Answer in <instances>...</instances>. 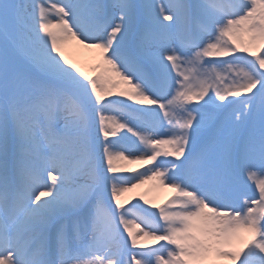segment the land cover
<instances>
[{
	"label": "snow or ice",
	"instance_id": "1",
	"mask_svg": "<svg viewBox=\"0 0 264 264\" xmlns=\"http://www.w3.org/2000/svg\"><path fill=\"white\" fill-rule=\"evenodd\" d=\"M0 264H264V0H0Z\"/></svg>",
	"mask_w": 264,
	"mask_h": 264
},
{
	"label": "rangeland",
	"instance_id": "2",
	"mask_svg": "<svg viewBox=\"0 0 264 264\" xmlns=\"http://www.w3.org/2000/svg\"><path fill=\"white\" fill-rule=\"evenodd\" d=\"M68 49L69 50H67V54L70 56L71 59L81 63L86 68V70H90L89 66L93 62L94 57L96 56V50L85 49V48H83V46L74 45L73 43L71 45H69ZM249 58H251V57H249ZM245 180H246V177L241 180V185H242L241 191L242 192H245L246 186L249 183V181L247 183H245ZM164 190H166V193H167L169 189L168 190L167 189H155V192L152 196V199H154V202H155L156 197H158V195H160V191L164 192ZM137 191H140V189H138ZM164 196H165V194H164ZM162 198H163V195H162ZM244 199H245V197L242 195L241 201H243Z\"/></svg>",
	"mask_w": 264,
	"mask_h": 264
},
{
	"label": "bare ground",
	"instance_id": "3",
	"mask_svg": "<svg viewBox=\"0 0 264 264\" xmlns=\"http://www.w3.org/2000/svg\"><path fill=\"white\" fill-rule=\"evenodd\" d=\"M74 45H77L75 42H72ZM67 50H69V49H67ZM114 91H118V90H114ZM166 189V188H165ZM154 192H155V190H153L152 191V193H151V195H150V197L149 198H151L152 199V196H153V194H154ZM164 194H165V197H166V190H164V192H161L160 191V195H158V197H156V199H155V201H156V203H158L159 202V199L162 197V195L164 196ZM154 200V199H153Z\"/></svg>",
	"mask_w": 264,
	"mask_h": 264
}]
</instances>
